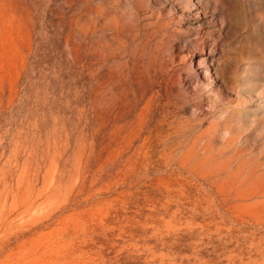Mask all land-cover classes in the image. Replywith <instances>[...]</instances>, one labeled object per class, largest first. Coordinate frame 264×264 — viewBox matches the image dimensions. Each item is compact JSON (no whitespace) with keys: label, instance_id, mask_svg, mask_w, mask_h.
I'll return each instance as SVG.
<instances>
[{"label":"rangeland","instance_id":"1","mask_svg":"<svg viewBox=\"0 0 264 264\" xmlns=\"http://www.w3.org/2000/svg\"><path fill=\"white\" fill-rule=\"evenodd\" d=\"M128 5L0 0V264H264V0Z\"/></svg>","mask_w":264,"mask_h":264},{"label":"clouds","instance_id":"2","mask_svg":"<svg viewBox=\"0 0 264 264\" xmlns=\"http://www.w3.org/2000/svg\"><path fill=\"white\" fill-rule=\"evenodd\" d=\"M121 15L122 16L126 15L129 20L134 19L135 10H134V8L131 7L130 0H129V5L126 8L121 9ZM196 114H197V110L194 109L193 112H192V115L195 116ZM230 137H231V132L229 130H224L222 132V134H221V139L222 140H227Z\"/></svg>","mask_w":264,"mask_h":264}]
</instances>
